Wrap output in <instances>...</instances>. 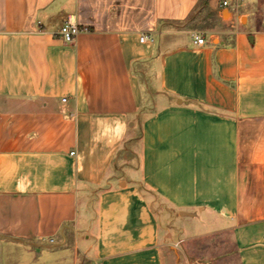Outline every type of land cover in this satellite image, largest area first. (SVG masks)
<instances>
[{
  "label": "crops",
  "instance_id": "obj_1",
  "mask_svg": "<svg viewBox=\"0 0 264 264\" xmlns=\"http://www.w3.org/2000/svg\"><path fill=\"white\" fill-rule=\"evenodd\" d=\"M263 19L264 0H0V264H168L167 215L264 264Z\"/></svg>",
  "mask_w": 264,
  "mask_h": 264
},
{
  "label": "rangeland",
  "instance_id": "obj_2",
  "mask_svg": "<svg viewBox=\"0 0 264 264\" xmlns=\"http://www.w3.org/2000/svg\"><path fill=\"white\" fill-rule=\"evenodd\" d=\"M203 22V19H198L196 24L204 26ZM259 25L264 27V21ZM164 217L166 222L162 219V226L170 227L164 247L168 264H240L230 230L215 222L179 219L176 215Z\"/></svg>",
  "mask_w": 264,
  "mask_h": 264
},
{
  "label": "built area",
  "instance_id": "obj_3",
  "mask_svg": "<svg viewBox=\"0 0 264 264\" xmlns=\"http://www.w3.org/2000/svg\"><path fill=\"white\" fill-rule=\"evenodd\" d=\"M228 6H229V3L227 1H224L222 3V7H228ZM81 31L82 30L80 29V27L78 25H76L74 23H67L61 28L60 34L67 44H71L75 41V39L78 37V35L81 33ZM146 41H152L153 42L152 38H150L148 36H141L140 42L145 43ZM193 44L197 47H202L206 44V40L202 36L196 35V36H194ZM62 102L66 103L67 98H64L62 100Z\"/></svg>",
  "mask_w": 264,
  "mask_h": 264
}]
</instances>
